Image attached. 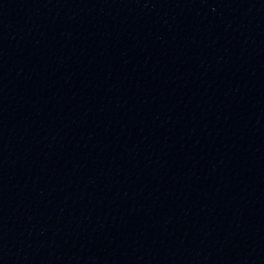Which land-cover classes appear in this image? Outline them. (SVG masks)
<instances>
[{"label":"water","instance_id":"water-1","mask_svg":"<svg viewBox=\"0 0 264 264\" xmlns=\"http://www.w3.org/2000/svg\"><path fill=\"white\" fill-rule=\"evenodd\" d=\"M0 264H264V0H0Z\"/></svg>","mask_w":264,"mask_h":264}]
</instances>
